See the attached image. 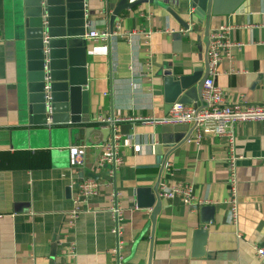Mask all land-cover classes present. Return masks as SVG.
<instances>
[{"label":"crops","instance_id":"obj_1","mask_svg":"<svg viewBox=\"0 0 264 264\" xmlns=\"http://www.w3.org/2000/svg\"><path fill=\"white\" fill-rule=\"evenodd\" d=\"M166 1L177 13L186 9L185 0H178L180 6ZM100 6V1L91 5L94 16L87 29L109 31ZM5 8L0 0V264H49L53 248L54 264H116L111 255L116 246L110 214L114 193L122 208L125 264H148L151 240V264H264L255 254V247L264 248V121L233 127L234 153L241 157L235 223L228 219L225 140H196L193 125L151 122L166 117L172 105L164 102L162 71L208 73L209 37L220 30L243 45L218 65L214 84L224 101L264 104V0H249L246 12L211 18L207 26L193 25L191 32L153 4L123 11L113 27L118 34L109 42L86 41L90 124L73 134L64 127L68 133L53 138L27 127ZM104 117L116 120L120 135L122 165L113 178L96 167L105 142L91 127ZM73 145L85 151L76 168L69 165ZM164 161L161 178L190 185L196 202L161 199L152 239V208H138L135 191L154 187ZM85 179L98 183L99 193L81 203L69 229L66 216L74 208L77 184ZM205 205L214 207L208 225L200 223L204 215L199 209ZM200 227L207 231L204 254L193 258L194 232Z\"/></svg>","mask_w":264,"mask_h":264},{"label":"water","instance_id":"obj_2","mask_svg":"<svg viewBox=\"0 0 264 264\" xmlns=\"http://www.w3.org/2000/svg\"><path fill=\"white\" fill-rule=\"evenodd\" d=\"M8 11L7 36L11 42L13 61L18 70L20 89L25 94L23 111L27 127L41 135L56 137L67 132L73 134L82 124H90L89 81L87 50L84 35L94 16L91 5L100 1L99 10L108 16L109 32L123 11H131L142 4H153L164 10L182 27L191 32L193 25L205 26L211 18L243 13L249 0H185V11L175 12L166 0H2ZM179 4V1H174ZM182 4L180 1L179 6ZM209 37V36H208ZM164 102L200 106V90L207 73L195 70L190 75L174 73L166 69L161 73ZM168 126V125H167ZM70 128V130H69ZM102 142L107 140L110 128L97 125ZM68 133V132H67ZM190 134L185 137L188 139ZM153 188L135 191L138 208H152L151 238L161 199L158 185L162 169ZM202 225L214 221V207L205 205L199 209ZM207 231L200 227L194 232L192 257L203 256ZM152 240L148 256L151 264ZM54 248L49 264H54Z\"/></svg>","mask_w":264,"mask_h":264},{"label":"built area","instance_id":"obj_3","mask_svg":"<svg viewBox=\"0 0 264 264\" xmlns=\"http://www.w3.org/2000/svg\"><path fill=\"white\" fill-rule=\"evenodd\" d=\"M114 29V28H113ZM118 34V27L112 32L107 30L88 29L84 38L90 42L107 43L112 36ZM242 43H235L228 38L225 31H214L210 34L206 57L208 63L207 78L203 81L200 90V106L184 105L174 103L170 106L166 117L151 121L154 124L163 126L172 125H193L196 133V140L201 136H216L223 138L227 144L229 156L227 159L228 170V191H229V214L228 219L235 223L238 218V193H237V160L240 156L234 153L235 135L233 127L237 123H248L264 121V104L244 105L241 103H226L221 89L214 84V77L217 75V68L224 57H229L233 49H240ZM149 119H139L140 122H148ZM98 125L110 128V137L105 141L100 153L96 167L98 170L106 171L109 177H114L120 166L122 158L119 155L120 135L116 132V120L112 118H99ZM84 147L73 145L69 147V165L76 168L82 165L84 158ZM166 171H169L168 166ZM169 179L161 178L158 185V196L160 199L172 201L178 200L184 205H192L196 199L192 187L188 184L170 183ZM77 192L74 197V208L66 216V225L71 229L81 213L80 205L87 199L96 197L99 193V184L91 179H85L77 184ZM114 202L110 209L113 221L112 233L116 238V246L111 252L115 257L116 264H125L121 249L122 240V208L119 205V195L113 194ZM73 255V247L69 249ZM255 254L258 258L264 259V248L255 247Z\"/></svg>","mask_w":264,"mask_h":264}]
</instances>
